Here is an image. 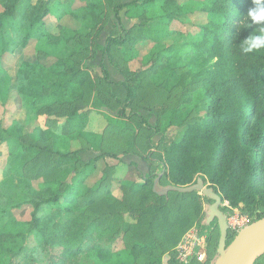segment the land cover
Returning a JSON list of instances; mask_svg holds the SVG:
<instances>
[{
	"label": "trees",
	"instance_id": "trees-1",
	"mask_svg": "<svg viewBox=\"0 0 264 264\" xmlns=\"http://www.w3.org/2000/svg\"><path fill=\"white\" fill-rule=\"evenodd\" d=\"M64 1L81 23L80 29L61 27L52 32L47 27L46 17L57 10L51 8L52 0H0V29L3 17L19 16L22 20L19 34L3 38L2 55L24 47L31 39L64 45L53 63L28 60L16 74L28 114L46 111L64 119L60 131L36 125L38 139L21 136L23 174L11 195L0 190V209L6 212L29 206L30 219L28 228L23 221L9 218L4 222L0 264H123L112 246L119 236H129L141 250L151 252L167 242L172 224L161 222L166 206L178 208L182 199L195 194L170 191L158 197L151 190L150 176L140 184H125L127 197L138 194L137 205L125 208L128 215H136L135 225L123 217L117 206L121 201L111 192L116 177L113 169L106 167L94 187L84 182L88 172L83 169L90 163H83L77 152L79 141L91 136L90 118L88 110L76 111L74 105L89 97L91 76L79 51L82 47L91 52L89 45L108 18L106 2L111 3L113 13L131 3L140 18L123 29V35L108 37L101 46L102 53L125 77L126 99L119 112L122 115L128 110L140 116L138 107L157 112L154 125L139 124L138 133L127 139L129 147L134 149V143L143 138L150 149L154 134L179 127L177 138L160 141L148 151L150 161L161 165L165 184L187 186L201 178L221 194L222 202L227 201L232 208L241 206L246 214L254 215L252 221L264 217V53L242 55L239 41L249 30L237 31L251 0H197L202 6L189 11L184 10L189 0H82L76 7V0ZM194 12L203 19L196 24L199 34L187 40V32L182 33L177 26L188 22ZM141 52L143 67L128 69L127 62ZM97 84L99 98L106 93V99L119 107L120 100L110 91V80L99 77ZM177 92V100L171 103ZM95 104L100 103L96 100ZM201 106L205 109L200 113ZM107 120L116 134L130 130L115 124V118ZM51 121L45 119L44 126ZM105 155L116 157L102 151L95 160ZM101 199L107 204V215L91 212V205L99 207ZM123 202L131 204L128 199ZM167 212L166 208L165 215ZM141 222L146 225L143 230H139ZM27 230L39 234L37 245H26L22 235ZM215 232V244L209 242L210 256L217 247V226ZM233 236L228 231L226 244ZM38 249L41 256H32ZM254 264H264V254Z\"/></svg>",
	"mask_w": 264,
	"mask_h": 264
},
{
	"label": "rangeland",
	"instance_id": "rangeland-1",
	"mask_svg": "<svg viewBox=\"0 0 264 264\" xmlns=\"http://www.w3.org/2000/svg\"><path fill=\"white\" fill-rule=\"evenodd\" d=\"M35 1L36 0H31L32 3ZM125 1L130 2L131 0ZM52 2L51 8L55 7L54 9L57 10H54L53 14L48 15L45 21L47 27L50 28L52 32L59 31L61 27L71 29L81 28V23L70 14V9H68L70 6H65L64 0H52ZM106 3L107 8L105 12L108 18L106 22L102 24L100 31L96 35L95 42L89 45V48H92L91 52L83 51L82 47L80 49L81 52L79 51V56H81L82 59L81 62L84 66H87L91 77L88 82L89 90H87L89 97L84 99L82 103H76L74 108L76 111L88 110L89 118H91L93 123H90L91 126L88 129L91 131V136L79 141V150L77 152L79 159L83 163H90V165L86 169L80 166L78 168L88 172L84 177V182L88 184L89 187L96 186L100 178L103 177L106 167L113 169L114 173L116 172V177L115 181L112 179V183H114L110 186L112 189L111 192L118 201H121L117 206H119L118 209L123 212V217L128 222L135 224L137 223L135 219L136 215L132 213L128 215L125 208L137 205L136 201L138 200V194L136 193L131 197H127L128 190L124 186L129 184V182L140 184L144 182L148 176L152 178V188L155 182L156 188L158 189L168 185L165 184L162 178L163 171L161 165L158 164L156 160L152 159L150 161L148 151L154 150V147L160 141L169 142L174 140L180 135L181 129L171 126L167 127L164 131L154 134L150 139V149L148 145H146L145 139L142 140L143 138H141V141L134 143V149L130 148L127 139L138 133L139 124L141 126L148 124L154 125L157 121V112L138 107L136 110L140 116H136V114L131 115L128 110H125V113L121 115L119 109L124 106L126 95L122 100L117 97L120 100V106L117 108L114 107L112 101L106 99V93L105 95L102 93V97L99 98L97 91L99 85L97 81L99 77L106 76V78L110 80V91L112 93L113 87H115L113 85L119 87L123 86L122 82L125 80L124 75L111 63L109 57L102 53L101 46L105 44L108 37L123 35V29L130 28L140 19L139 15L138 17L136 16L138 12L135 5L131 3L123 6L117 13L111 12L110 2ZM81 4H83L82 0H76L73 7ZM201 6V2L189 0L184 6V10H198ZM1 9L0 6V11ZM202 19L203 17H201L199 13L194 12L188 22L183 24L180 23L177 26V30H180L182 33L187 32V40L194 39L199 34V28L196 24ZM2 23L3 28L0 29V190L5 195H11L14 191V186L23 174V166L25 164L24 159L21 157V136L38 139V134L34 130L36 125H39L46 131H60L62 128L61 121L64 119V117L59 119L58 117L60 116L56 113L48 114L46 111L40 114L32 115L31 112L28 114L22 102L16 74L19 73V69L22 68L23 63L28 60L31 63H42L45 65L53 63L59 56L60 48L64 45L51 44L48 39H31L24 47L18 46L2 55L1 43L3 38L7 37L6 39H8L9 36L19 34L20 30H22V20L19 16L3 17ZM79 48V45H77V49ZM89 54H91L90 57L88 56ZM143 54L144 53L141 52L140 55L142 56ZM132 60H134V58L130 59L126 64L128 69L135 71L131 69L129 65H131L132 68L138 69L143 67L141 64H130ZM108 70H110V72H108ZM113 70L121 74L122 81L120 84L111 80V72L113 74ZM178 95L177 92L172 96L173 100L171 103L177 100ZM96 100L100 103L99 105L95 104ZM201 107L202 108L199 110L200 113L205 109L204 106ZM65 109L67 110L68 108ZM139 117H141L143 121ZM47 118L52 119L51 124L44 126V121ZM108 118H115L117 122L115 124L126 126L130 128V130H128L127 133L125 131V133L121 135L114 133V126L110 124L109 120H107ZM99 144L101 149H99ZM102 151L105 153H115L116 157L105 155L102 159L95 160L96 156ZM205 184L209 183L206 182ZM193 192H195V194L181 200V208L167 205V214L165 215L166 208L165 212L161 213L163 216L161 222L172 224L167 234L166 243L159 244L158 248L150 252L144 249L141 250L137 247L136 243L132 241L133 238L122 236L121 239L119 236L112 244L119 260H121L123 264H210L215 258L217 251L216 247L215 252L210 256L209 242L210 240L214 242V239H212V232L216 235L215 228L217 222L216 219L211 220L209 223L206 222L208 205L212 201L197 191ZM154 194L158 197L167 196V194ZM125 199H128L131 204L122 203V200L125 201ZM101 201L102 199L98 200L100 206L97 208L91 205V212L107 215V204ZM158 201L164 204V200L159 198ZM148 203L151 204V202ZM184 206L185 209H183ZM181 209L182 212H180ZM220 209L226 215L229 213V209L224 200L220 205ZM233 209L236 213L247 216L250 220L254 216L246 214V212L241 209V206L234 207ZM30 211L31 207L29 206L18 210L7 209L6 212H2L0 209V229L9 218L23 221L25 227H27L26 222L30 219ZM139 226V230H143L146 225L141 222ZM136 229L138 230V228ZM133 230L135 231V226ZM23 234L22 237L26 245L35 246L41 241L39 234L34 230L29 232L28 230L24 231ZM132 235L134 236V234ZM213 244H215V242ZM140 247H142V245H140ZM36 252L38 253H31V255L41 256V251L39 249ZM39 259H41V257ZM36 262V264L42 263L39 261Z\"/></svg>",
	"mask_w": 264,
	"mask_h": 264
},
{
	"label": "water",
	"instance_id": "water-1",
	"mask_svg": "<svg viewBox=\"0 0 264 264\" xmlns=\"http://www.w3.org/2000/svg\"><path fill=\"white\" fill-rule=\"evenodd\" d=\"M154 193L166 195L170 191L188 193L197 191L210 199L208 205L207 219L209 223L216 219L219 229L217 251L215 258L210 264H254L264 254V217L256 219L238 230L231 241L226 244L228 238V224L226 214L220 209L222 196L205 184L201 178L187 186H175L168 184L162 188H156V182L152 188Z\"/></svg>",
	"mask_w": 264,
	"mask_h": 264
},
{
	"label": "clouds",
	"instance_id": "clouds-1",
	"mask_svg": "<svg viewBox=\"0 0 264 264\" xmlns=\"http://www.w3.org/2000/svg\"><path fill=\"white\" fill-rule=\"evenodd\" d=\"M251 5L240 17L237 28V31L249 30L248 35L239 41L242 55L264 53V0H251Z\"/></svg>",
	"mask_w": 264,
	"mask_h": 264
},
{
	"label": "built area",
	"instance_id": "built-area-1",
	"mask_svg": "<svg viewBox=\"0 0 264 264\" xmlns=\"http://www.w3.org/2000/svg\"><path fill=\"white\" fill-rule=\"evenodd\" d=\"M224 202L229 209V213L226 215L228 231L235 234L238 230L252 222L247 216L236 213L235 210L229 206L227 201Z\"/></svg>",
	"mask_w": 264,
	"mask_h": 264
},
{
	"label": "crops",
	"instance_id": "crops-1",
	"mask_svg": "<svg viewBox=\"0 0 264 264\" xmlns=\"http://www.w3.org/2000/svg\"><path fill=\"white\" fill-rule=\"evenodd\" d=\"M130 64H133V65H139V64H141V66H142V57H141V55H138L136 58H134V60H132V62L130 63ZM130 66V68L131 69H133V70H138V68H132L131 67V65H129ZM106 69H108V68H106ZM108 72H110V70H108ZM111 75H112V78H111V80L112 81H114L115 83H121V74H119V73H116L114 70H113V74H112V72H111ZM117 75V76H116ZM115 77V78H114ZM116 77H118V78H116ZM113 86H115V87H113V93L120 99V100H122V99H124V97H125V95H126V92H125V89H124V87L123 86H116V85H113ZM111 115V114H110ZM92 122V120H91V118H90V121H89V126H88V128H90V123ZM93 123V122H92ZM100 126H102V125H100Z\"/></svg>",
	"mask_w": 264,
	"mask_h": 264
}]
</instances>
